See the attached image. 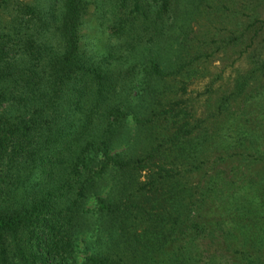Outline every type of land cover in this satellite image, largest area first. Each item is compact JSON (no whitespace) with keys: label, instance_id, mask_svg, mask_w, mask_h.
Returning a JSON list of instances; mask_svg holds the SVG:
<instances>
[{"label":"trees","instance_id":"obj_1","mask_svg":"<svg viewBox=\"0 0 264 264\" xmlns=\"http://www.w3.org/2000/svg\"><path fill=\"white\" fill-rule=\"evenodd\" d=\"M97 1L100 25L113 30L125 55H99L95 43L84 47L88 0H0V264H78L75 242L86 232L100 243L81 264H116L120 258L108 254L109 246L130 234L140 243L130 250L143 259L194 264L190 248L206 224L192 219L189 225L175 214L184 200L207 203L182 182L205 141V119L161 84L166 73L190 79L197 73L187 65L192 58L164 60L173 43L184 45L187 0ZM256 23L248 46L264 28V21ZM258 47L252 61L264 68ZM246 78L236 81L235 95ZM221 173L208 180L207 191H215L211 184L220 177L233 185ZM258 197L236 204L237 232L226 231L242 243L241 264H262L251 247L264 246ZM239 207L249 210L243 215Z\"/></svg>","mask_w":264,"mask_h":264},{"label":"rangeland","instance_id":"obj_2","mask_svg":"<svg viewBox=\"0 0 264 264\" xmlns=\"http://www.w3.org/2000/svg\"><path fill=\"white\" fill-rule=\"evenodd\" d=\"M94 1L88 0L86 7L81 31L86 45L82 44L86 49H90V45L95 43L99 55H110L112 51L125 55L127 51L124 45H121L122 41L112 37L113 30L100 25L102 16L99 14V19L97 18L99 11ZM184 8L190 12V19L188 20L187 12L181 20L174 23L176 29L182 21L188 20L182 27L183 34L180 35L184 45L178 48L177 44L173 43L168 53L164 54V60L173 64L192 58L187 65L193 67L191 71L197 73L192 79L184 76L185 74L179 77L173 72L166 73L161 84L169 96L182 98L195 109L197 117L205 119V141L200 145L201 150L197 158L189 163L193 164L190 172H182V182L186 180V185L190 187V196L195 193L194 199H205L207 203L187 206L188 200H184V207L175 215H178L179 219L184 218L189 225H192V219L197 222L202 220L206 224L205 231L193 240L198 254L194 253V246L190 248L194 264H241L242 243L235 237L227 236L226 231L237 232L234 230L237 220L234 209L237 208L238 202L245 204L251 199L250 196L255 194L259 196L257 202L264 203V68L263 65L256 68L251 55L254 47L262 44L263 47H258L256 53H259L257 58L261 62L264 61V28L253 46H248L249 36L260 26L255 22L264 21V0H193L192 3L187 0ZM106 17L107 15H104L103 19ZM187 65L184 71H187ZM251 71L254 72V78H248ZM240 76L247 77V84L241 93L235 95V84ZM252 88H257L258 91L248 98ZM226 97L227 101L223 105ZM131 115L128 117V129L134 125ZM138 136L141 141H145L144 133ZM218 171L225 174L228 180L232 179L233 185L227 183L224 177H220L211 184L215 191L209 192L208 180L213 179ZM236 190L240 192L234 194ZM210 198L212 202L209 201ZM94 204L93 199L87 202L89 207ZM261 208L264 212V204ZM240 209L243 215L249 210L246 207ZM96 215L93 214V219ZM262 220L264 221V216ZM173 222L176 223L174 219ZM210 229L212 235L208 234ZM132 230L134 231L131 228ZM141 231L142 228L136 226V234ZM90 233L93 232L80 234L75 242L78 264H81L85 254L97 249L100 243V240ZM190 233H187L183 243L188 240ZM136 238L131 234L126 235L118 246H109L111 249L107 251L108 254L110 255L111 250L114 258H120L116 264H162L150 261L151 258L143 259L138 252L131 251L130 248H138ZM251 247L253 251L258 252L260 261L264 264V246ZM102 248H106L105 243ZM158 258L164 259L165 263L166 259L162 254Z\"/></svg>","mask_w":264,"mask_h":264}]
</instances>
